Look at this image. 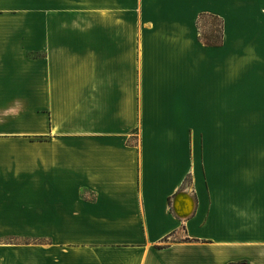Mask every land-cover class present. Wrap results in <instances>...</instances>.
<instances>
[{
  "label": "crops",
  "instance_id": "crops-1",
  "mask_svg": "<svg viewBox=\"0 0 264 264\" xmlns=\"http://www.w3.org/2000/svg\"><path fill=\"white\" fill-rule=\"evenodd\" d=\"M7 235L0 264H264V0H0Z\"/></svg>",
  "mask_w": 264,
  "mask_h": 264
},
{
  "label": "trees",
  "instance_id": "trees-1",
  "mask_svg": "<svg viewBox=\"0 0 264 264\" xmlns=\"http://www.w3.org/2000/svg\"><path fill=\"white\" fill-rule=\"evenodd\" d=\"M208 19L206 26L203 29V21ZM199 28H201L200 38L208 46H218L222 41V23L219 19L211 16H200L199 18Z\"/></svg>",
  "mask_w": 264,
  "mask_h": 264
},
{
  "label": "rangeland",
  "instance_id": "rangeland-1",
  "mask_svg": "<svg viewBox=\"0 0 264 264\" xmlns=\"http://www.w3.org/2000/svg\"><path fill=\"white\" fill-rule=\"evenodd\" d=\"M203 29H205L204 27H202V31ZM250 86V85H249ZM258 86V89L261 87L260 85H255V88ZM246 88V85H245ZM254 125V124H253ZM254 130V128L252 126H250V129L248 131ZM249 136H251L253 139H257L260 136V132H249L248 133ZM28 240V238H23V237H16V236H9L7 235L6 237H1L0 238V242H5V243H9V244H19V243H24Z\"/></svg>",
  "mask_w": 264,
  "mask_h": 264
},
{
  "label": "water",
  "instance_id": "water-1",
  "mask_svg": "<svg viewBox=\"0 0 264 264\" xmlns=\"http://www.w3.org/2000/svg\"><path fill=\"white\" fill-rule=\"evenodd\" d=\"M186 195L185 194H183V193H180V194H178L177 196H176V199H175V201H174V203H173V209H174V211H175V213L178 215V216H180V217H187L188 215H185V216H181L179 213H178V200L181 198V197H185Z\"/></svg>",
  "mask_w": 264,
  "mask_h": 264
},
{
  "label": "bare ground",
  "instance_id": "bare-ground-1",
  "mask_svg": "<svg viewBox=\"0 0 264 264\" xmlns=\"http://www.w3.org/2000/svg\"><path fill=\"white\" fill-rule=\"evenodd\" d=\"M189 204V203H188ZM192 212V205H190L188 208H185L184 210L181 207H178V213L181 216L188 215Z\"/></svg>",
  "mask_w": 264,
  "mask_h": 264
}]
</instances>
